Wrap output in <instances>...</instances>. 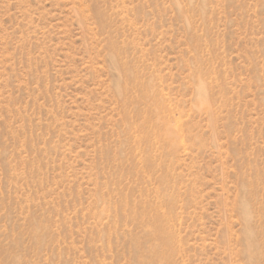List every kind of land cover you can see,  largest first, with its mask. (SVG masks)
<instances>
[{
  "label": "rangeland",
  "instance_id": "1",
  "mask_svg": "<svg viewBox=\"0 0 264 264\" xmlns=\"http://www.w3.org/2000/svg\"><path fill=\"white\" fill-rule=\"evenodd\" d=\"M149 262L264 264V0H0V264Z\"/></svg>",
  "mask_w": 264,
  "mask_h": 264
},
{
  "label": "bare ground",
  "instance_id": "2",
  "mask_svg": "<svg viewBox=\"0 0 264 264\" xmlns=\"http://www.w3.org/2000/svg\"><path fill=\"white\" fill-rule=\"evenodd\" d=\"M111 42V41H110ZM121 81V80H120ZM150 84V83H149ZM203 87V86H202ZM207 89V88H206ZM152 98V97H151ZM156 102V101H155ZM203 102V101H202ZM148 113V112H147ZM136 114V113H135ZM148 121H146V123H147ZM150 122V121H149ZM151 124H155V125H158L159 126V120L157 119V120H152L151 121ZM146 125V124H145ZM168 132H166V134H165V137H164V140H163V142H165L166 144H168L171 148L172 147H176V145L174 144V137L176 136V134L174 133V131H172L170 128L167 130ZM153 134V133H152ZM152 138V137H151ZM173 150V149H172ZM146 163H148V162H146ZM152 170V169H151ZM166 199V201H164V202H166V203H171L172 202V200L170 199V198H165ZM165 204V203H164ZM165 206L167 207L168 205H166L165 204ZM169 214H168V216L166 217V215H164V214H160V213H158V212H156V210L155 211H150V212H148V214H150L151 215V217L153 218V219H155L154 220V223H155V226L158 228V229H160V230H162L163 231V233L159 236V241L163 244V246H164V248H165V250H167V251H169V250H172V243H175V241L174 240H169L168 239V237L167 236H171V234H170V230H169V228H168V225H167V219H169V218H172V210H173V208L172 207H170L169 209ZM175 236V235H174ZM172 237V236H171ZM174 241V242H173ZM173 246H174V244H173ZM147 264H153V262L151 263V262H149V263H147Z\"/></svg>",
  "mask_w": 264,
  "mask_h": 264
}]
</instances>
